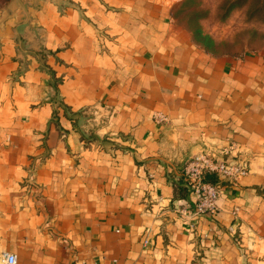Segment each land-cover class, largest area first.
I'll use <instances>...</instances> for the list:
<instances>
[{"label": "crops", "instance_id": "0c3cea01", "mask_svg": "<svg viewBox=\"0 0 264 264\" xmlns=\"http://www.w3.org/2000/svg\"><path fill=\"white\" fill-rule=\"evenodd\" d=\"M171 1L0 0V264H264V51L205 53ZM204 150L248 173L196 216Z\"/></svg>", "mask_w": 264, "mask_h": 264}, {"label": "rangeland", "instance_id": "374dc122", "mask_svg": "<svg viewBox=\"0 0 264 264\" xmlns=\"http://www.w3.org/2000/svg\"><path fill=\"white\" fill-rule=\"evenodd\" d=\"M173 18L192 43L214 56H238L264 51V11L256 0H172ZM251 8V9H250Z\"/></svg>", "mask_w": 264, "mask_h": 264}, {"label": "built area", "instance_id": "2783aa9c", "mask_svg": "<svg viewBox=\"0 0 264 264\" xmlns=\"http://www.w3.org/2000/svg\"><path fill=\"white\" fill-rule=\"evenodd\" d=\"M157 118L158 122L162 123L165 121L163 117ZM230 152L231 150H217V154L201 152L185 164L182 173L195 197L194 214L196 216L213 215L215 213V203L221 188L220 179L235 182L237 179L247 175L248 167L244 164L233 162V158L228 156ZM227 158L229 161H226ZM208 177L217 178V183L207 181ZM2 261L3 264H16L17 258L15 255L3 254Z\"/></svg>", "mask_w": 264, "mask_h": 264}, {"label": "trees", "instance_id": "16d2710c", "mask_svg": "<svg viewBox=\"0 0 264 264\" xmlns=\"http://www.w3.org/2000/svg\"><path fill=\"white\" fill-rule=\"evenodd\" d=\"M251 5L254 6V8L257 9L258 12L264 11V0H256V2H253L252 4H250V7ZM207 181L212 182V183H215V182L217 183V180H215L214 177H208Z\"/></svg>", "mask_w": 264, "mask_h": 264}, {"label": "water", "instance_id": "95a60500", "mask_svg": "<svg viewBox=\"0 0 264 264\" xmlns=\"http://www.w3.org/2000/svg\"><path fill=\"white\" fill-rule=\"evenodd\" d=\"M202 152H209V153H211V154H217V150H216V151H214V150H211V151H209V150H204V151H202ZM190 159H191V158H188V159L184 162L183 166H182L181 169H180V172H181V174H182L183 179L185 180V186H186V189H187L190 193H192V190H191V189L189 188V186L187 185V180H186V178L184 177V175H183V173H182L185 164H187V163L190 161ZM202 216H203V215H202Z\"/></svg>", "mask_w": 264, "mask_h": 264}]
</instances>
